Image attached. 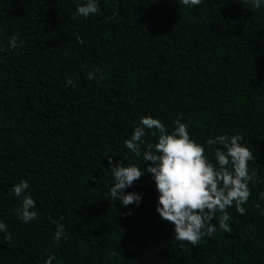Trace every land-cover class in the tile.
Listing matches in <instances>:
<instances>
[{"label": "trees", "instance_id": "16d2710c", "mask_svg": "<svg viewBox=\"0 0 264 264\" xmlns=\"http://www.w3.org/2000/svg\"><path fill=\"white\" fill-rule=\"evenodd\" d=\"M83 2L0 0V221L13 236L0 233V264H45L49 254L51 264H264V6L97 0L98 14L73 19ZM12 36L23 47L10 48ZM95 68L103 80L87 78ZM143 116L169 133L180 116L190 121L213 162L208 139L243 137L261 182L249 184L244 215L228 209L231 234L177 247L148 173L125 189L139 205L109 198L108 158L141 171L150 163L124 145ZM21 180L38 213L29 223L11 192Z\"/></svg>", "mask_w": 264, "mask_h": 264}, {"label": "clouds", "instance_id": "9594fccd", "mask_svg": "<svg viewBox=\"0 0 264 264\" xmlns=\"http://www.w3.org/2000/svg\"><path fill=\"white\" fill-rule=\"evenodd\" d=\"M247 2L257 9L264 6V0ZM180 3L190 8L199 6L202 0H180ZM99 11L97 0H84L77 6L73 19L76 16L87 18ZM17 41L18 38L12 36L9 47H23V42ZM87 78L103 80L104 76L100 68H95L88 73ZM67 86L76 87L71 79L66 81ZM182 119L180 116L174 121L175 127L169 133L161 120L151 116L140 118L130 138L124 140V145L135 157L150 162L144 167V171L134 164L122 166V160L113 164L112 158H108L109 170L114 180L108 193L109 198L119 201L125 207L130 204L139 205L142 195L133 192L126 194L125 189L130 188L145 173L151 174L158 193L155 211L162 220L173 225V240L179 248H183L185 244L196 247L202 240L213 238L217 231L231 234L228 209L234 205L236 212L244 215L246 209L242 205L251 196L249 184L261 182L255 169L249 171V162L255 161V155L241 143L243 137L240 134H223L206 141L208 148L212 150L213 162L206 154L205 145L192 140L188 131L191 122L183 123ZM146 129L157 137L155 143H146L142 139L147 134ZM141 145H144L143 150ZM28 188L29 184L25 180L11 188L12 194L20 201L16 212L23 223L38 218V213L33 210L35 201L31 195L26 194ZM259 195L264 198V192ZM256 207L259 208L260 205L257 204ZM131 214L129 211L124 215ZM0 233H7L2 238L9 243L12 241L13 236L8 233L7 225L2 221ZM53 239L56 243L66 239L63 224H57ZM53 259L54 255L49 254L45 264H51Z\"/></svg>", "mask_w": 264, "mask_h": 264}]
</instances>
